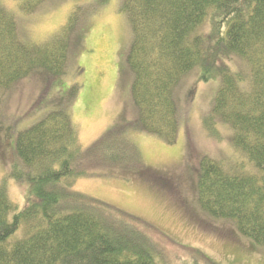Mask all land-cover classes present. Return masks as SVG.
<instances>
[{"label":"trees","instance_id":"obj_1","mask_svg":"<svg viewBox=\"0 0 264 264\" xmlns=\"http://www.w3.org/2000/svg\"><path fill=\"white\" fill-rule=\"evenodd\" d=\"M17 1L30 14L44 0ZM121 4L131 29L126 64L136 116L121 119L83 147L66 110L67 98L16 134L18 161L11 176L25 185L24 205L14 204L0 183V264H159L156 243L143 230L149 226L129 223L130 216L74 190L73 184L78 178L143 169L130 129L174 143L179 131L174 90L195 67L202 81L219 78L212 116L204 119L206 130L215 134L213 117L228 126L233 148L257 169L246 173L202 156L198 206L214 218L230 220L242 236L264 246V0ZM205 24L208 32H200ZM63 27L47 41H25L0 0V89L34 72L50 80L64 75L68 27ZM224 55L241 59L243 68L225 65Z\"/></svg>","mask_w":264,"mask_h":264},{"label":"rangeland","instance_id":"obj_2","mask_svg":"<svg viewBox=\"0 0 264 264\" xmlns=\"http://www.w3.org/2000/svg\"><path fill=\"white\" fill-rule=\"evenodd\" d=\"M1 2L14 15L25 41L41 43L68 27L64 75L50 80L34 72L0 89V183L11 201L22 207L25 185L11 176L18 161L14 151L18 132L63 106L67 98L66 110L83 147L121 119L135 118L132 76L126 64L131 29L122 0H44L30 14L19 9L17 0ZM208 30V24L200 28V32ZM222 59L231 69L243 68L237 57L224 55ZM200 74L195 67L174 90L179 109L174 143L130 129L143 169L78 178L73 189L121 210L124 217L130 216L126 219L131 224L149 226L143 230L156 243L159 264H209L205 256L210 264H264V246L242 236L230 220L214 218L198 206L196 181L202 156L222 161L227 168L257 171L233 148L228 126L213 117L215 134L206 130L204 119L212 116L219 78L202 81Z\"/></svg>","mask_w":264,"mask_h":264}]
</instances>
